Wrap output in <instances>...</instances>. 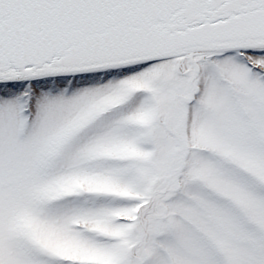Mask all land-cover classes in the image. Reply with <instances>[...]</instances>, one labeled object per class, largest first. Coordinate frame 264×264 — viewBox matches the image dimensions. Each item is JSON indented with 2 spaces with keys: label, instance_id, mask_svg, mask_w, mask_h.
I'll list each match as a JSON object with an SVG mask.
<instances>
[{
  "label": "snow or ice",
  "instance_id": "obj_1",
  "mask_svg": "<svg viewBox=\"0 0 264 264\" xmlns=\"http://www.w3.org/2000/svg\"><path fill=\"white\" fill-rule=\"evenodd\" d=\"M0 264H264V0H0Z\"/></svg>",
  "mask_w": 264,
  "mask_h": 264
}]
</instances>
